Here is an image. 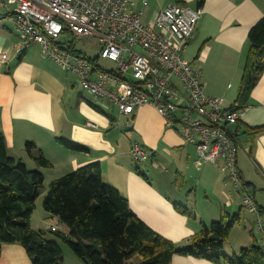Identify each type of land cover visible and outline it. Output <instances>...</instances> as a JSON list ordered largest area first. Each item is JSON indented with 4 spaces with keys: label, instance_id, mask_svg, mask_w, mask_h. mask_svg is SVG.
<instances>
[{
    "label": "crops",
    "instance_id": "obj_1",
    "mask_svg": "<svg viewBox=\"0 0 264 264\" xmlns=\"http://www.w3.org/2000/svg\"><path fill=\"white\" fill-rule=\"evenodd\" d=\"M196 2L135 0L142 19L149 8V23L169 6L196 9ZM200 9L203 14L185 58L199 65L206 94L222 98L225 106L231 107L236 103L245 66L248 34L264 17V0H205ZM21 41L13 24L0 18V54L8 55L7 64L0 65V132L9 157L23 162L29 170L40 171L45 180L42 201L40 196L30 221L33 230L47 231L48 227L57 226L59 232L69 233L57 218L40 212L39 207L43 206L51 182L97 163L104 182L127 199L131 212L177 247H187L202 224L210 225L224 215L240 218L224 246L225 254L238 255L242 248L252 244L247 222L256 221L244 208L238 191L222 171V164L196 169L194 146L187 145L181 134L167 128L155 109L143 106L132 117L120 116L114 106L75 92L77 84L44 56L38 45L16 56L15 49ZM261 127L264 73L251 93L236 143L242 181L264 213V134L252 136L248 131ZM61 139L86 150H70L61 144ZM29 142L36 146L31 154L26 151ZM133 144L151 155L148 162H134L130 154ZM38 152L50 168H38L34 161ZM177 205L188 209L192 216L180 213ZM0 264L32 262L22 246L12 244L0 247ZM172 264L213 263L174 256Z\"/></svg>",
    "mask_w": 264,
    "mask_h": 264
},
{
    "label": "built area",
    "instance_id": "obj_2",
    "mask_svg": "<svg viewBox=\"0 0 264 264\" xmlns=\"http://www.w3.org/2000/svg\"><path fill=\"white\" fill-rule=\"evenodd\" d=\"M202 14L201 9L172 5L144 24L135 0H0V18L11 22L22 39L16 56L38 45L44 56L77 78V86L94 102L114 106L120 116L132 117L143 106L155 109L167 128L194 146L196 169L222 164L244 208L256 218L257 231L264 234V215L242 181L228 129L240 123L247 108L226 107L222 98L208 96L199 65L185 58ZM69 38L98 41L99 55L91 59L71 51ZM100 60L115 70H103ZM7 62L8 55L1 53L0 65ZM130 154L137 164L151 158L138 144Z\"/></svg>",
    "mask_w": 264,
    "mask_h": 264
},
{
    "label": "trees",
    "instance_id": "obj_3",
    "mask_svg": "<svg viewBox=\"0 0 264 264\" xmlns=\"http://www.w3.org/2000/svg\"><path fill=\"white\" fill-rule=\"evenodd\" d=\"M204 1L197 0L196 9ZM248 44L238 96L232 108L249 107L251 93L264 73V17L250 29ZM69 49L77 52L72 41ZM248 131L259 136L264 134V127ZM230 137L236 145L238 134L230 133ZM60 142L73 151L86 150L67 140ZM34 150L33 143L26 144L28 154ZM34 161L38 168L51 167L41 152ZM44 181L40 171L29 170L23 162L9 157L5 137L0 132V247L22 246L32 264H63L61 243L68 245L84 264H172L174 256L213 264H264V249L256 241L242 248L238 255L225 254L224 246L240 220L238 216L224 215L210 225L202 224L187 247H177L131 212L127 199L104 182L97 163L51 182L44 196V212L57 218L69 233L35 231L30 221ZM176 209L192 216L184 207L177 205Z\"/></svg>",
    "mask_w": 264,
    "mask_h": 264
},
{
    "label": "rangeland",
    "instance_id": "obj_4",
    "mask_svg": "<svg viewBox=\"0 0 264 264\" xmlns=\"http://www.w3.org/2000/svg\"><path fill=\"white\" fill-rule=\"evenodd\" d=\"M149 21H150V19H149V8H148V11L146 10V12L144 13V17L142 19V22L144 24H149ZM71 41L74 44L75 49L77 51H79L80 53H83L84 55H86L88 58L94 59L95 57H97L99 55L100 48L98 45V41H96V40H73L72 38H69L68 42H71ZM99 66L105 71L115 70L114 69L115 65L112 63H109L108 61L100 60ZM60 69H61V67H60ZM63 73L65 75H68L71 82L74 81L75 84H78V80L74 75H72L71 73L65 72V71ZM75 92L81 93L87 99H89V98L92 99V96L89 93L82 90L78 86L76 87ZM40 201H42V196L40 197ZM39 209H40V212L44 213L42 204L39 207ZM35 218H36V222H39L38 221L39 220L38 215H36ZM254 219L256 221L255 217H254ZM252 222L253 221H250V220H249V222H247L248 234L250 236L251 243L256 241L264 249V234L258 232L257 227H256V223L253 224ZM61 248L63 251V254H62L63 264H84L81 260H79L74 255V253L71 251V249L69 248L68 245L61 243Z\"/></svg>",
    "mask_w": 264,
    "mask_h": 264
},
{
    "label": "water",
    "instance_id": "obj_5",
    "mask_svg": "<svg viewBox=\"0 0 264 264\" xmlns=\"http://www.w3.org/2000/svg\"><path fill=\"white\" fill-rule=\"evenodd\" d=\"M229 131L232 133V134H237V131H238V125L236 124H232V125H229Z\"/></svg>",
    "mask_w": 264,
    "mask_h": 264
}]
</instances>
